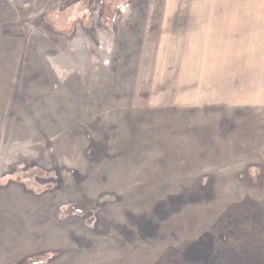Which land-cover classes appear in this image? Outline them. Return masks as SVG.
I'll list each match as a JSON object with an SVG mask.
<instances>
[{"label": "rangeland", "instance_id": "1", "mask_svg": "<svg viewBox=\"0 0 264 264\" xmlns=\"http://www.w3.org/2000/svg\"><path fill=\"white\" fill-rule=\"evenodd\" d=\"M263 4L0 0V264H264Z\"/></svg>", "mask_w": 264, "mask_h": 264}, {"label": "crops", "instance_id": "2", "mask_svg": "<svg viewBox=\"0 0 264 264\" xmlns=\"http://www.w3.org/2000/svg\"><path fill=\"white\" fill-rule=\"evenodd\" d=\"M263 7V10H264V4L262 5ZM240 20L239 21H241V24L242 25H248V21L245 19V17H240L239 18ZM253 20H254V18H253ZM231 21H235V18L234 17H230V16H228L227 17V22H230L231 23ZM264 21V20H263ZM246 22V23H245ZM216 24H218L217 22H216ZM226 30V33L227 34H230V35H233V31H239L240 33H249L248 35H242V39H248V38H251V31H246L244 28H226L225 29ZM235 44H237V42L235 41V42H232V44H230V46L232 47V46H234Z\"/></svg>", "mask_w": 264, "mask_h": 264}]
</instances>
